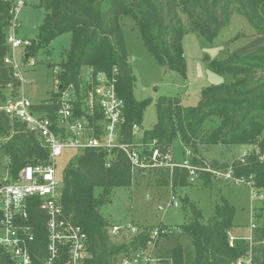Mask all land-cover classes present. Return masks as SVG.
<instances>
[{
    "label": "trees",
    "instance_id": "1",
    "mask_svg": "<svg viewBox=\"0 0 264 264\" xmlns=\"http://www.w3.org/2000/svg\"><path fill=\"white\" fill-rule=\"evenodd\" d=\"M12 2L0 0V105L21 95L22 81L5 62L10 52L7 35ZM37 4L44 9L45 16L37 35L29 38L31 44L24 49L23 64L33 58L35 65L41 53L49 57L50 45L58 36L64 33L71 36L63 59L58 64L48 63L54 68L58 83L48 99L33 105L37 113L57 124L62 92L72 87L78 96L74 103L79 107V115L86 92L105 75L114 82L125 102L122 141L139 150L141 156L151 159L154 148L163 155L171 152L174 142L180 139L192 152L190 161L198 167L197 180L201 185L211 187L218 180L216 172L230 171L233 180L250 184L255 193L263 194L264 0H37ZM233 13L245 15L256 33L246 45L211 62L213 71L231 75L232 79L203 88L196 105H184L178 96H160L156 101L158 120L143 132L137 144L133 126L142 123L153 100L150 97L138 100L134 96L136 77L123 19H132L158 64L186 78L183 45L186 32H197L214 41ZM84 70L88 72L87 78H83ZM208 120L216 125L205 127ZM237 144L251 145L252 149L230 160L208 159L201 150L202 146ZM48 157L49 148L38 134L26 122L0 109V179L7 171L15 176L26 165L46 162ZM146 174L151 185L170 186L176 193L192 184L186 167L133 168L127 154L117 147L110 150L87 147L74 154L62 169L63 217L80 226L87 235L89 255L81 264H119L122 255L146 248L150 242L158 245L169 235L176 237V244L165 258L159 257L160 264H184L187 244L193 248L189 255L191 264H237L252 252L251 264H264V242L256 257L248 237L234 234L238 228L233 222L235 207L225 198L217 203L214 216L205 221L198 204L186 195L181 201L189 219L177 226L179 232L153 237L155 227L168 225L139 226L128 241L117 243L110 232L114 224L101 212V207L111 200L115 188L134 187ZM255 211L254 217L264 218V206ZM27 223L33 226L35 234L32 264H48L46 215L38 204L30 208ZM262 233L264 241V224ZM231 236L235 238L232 245ZM69 257L67 246L62 247L50 264H66ZM0 264H13L2 246Z\"/></svg>",
    "mask_w": 264,
    "mask_h": 264
},
{
    "label": "rangeland",
    "instance_id": "2",
    "mask_svg": "<svg viewBox=\"0 0 264 264\" xmlns=\"http://www.w3.org/2000/svg\"><path fill=\"white\" fill-rule=\"evenodd\" d=\"M45 16V11L38 6L37 0H27L18 16V35L33 38L37 35L38 26ZM123 31L127 48L131 54L132 69L136 77L134 96L138 100L152 98V103L147 107L142 123L135 131V142L140 143L143 132L150 129L157 122L156 101L162 95L178 96L184 105H196L203 88L209 85L221 84L230 81L231 75L219 74L211 68L213 60L225 58L229 53L249 43L256 33L255 28L248 18L240 13H233L228 24L218 33L214 41H209L201 34L187 31L184 39L186 57V78L177 72L158 64L148 49L145 47L140 32L129 17L123 19ZM71 36L64 33L58 36L50 45V56L41 53L35 65L25 63L22 72L21 94H24L32 103L37 104L49 98L52 90L56 89L54 68L48 63H59L65 50L70 46ZM22 48L18 49V52ZM88 77V72L83 71V78ZM215 121H206L205 127L213 128ZM252 149L251 145L237 144L233 146H202L201 150L208 159L230 160L235 156H243ZM78 153L76 149H65L58 157V166L61 171L71 157ZM175 161H182L187 157V149L180 139H177L171 150ZM147 177V178H146ZM211 187L201 185L198 180L192 184L179 188L176 193L170 186L151 185L146 174L141 183L134 187H117L114 189L111 200L101 207V212L112 224H129L139 226H153L164 224L176 227L189 219L187 209L181 198L186 195L198 204L205 221L214 216L216 205L222 198L229 200L235 207L233 222L237 225L240 237H251L252 248L257 257L263 244L262 226L264 218L254 217L255 209L264 206V198L255 193L250 184L225 179L217 175ZM99 191V189L97 190ZM176 194L178 205H170L172 194ZM264 194V192H262ZM160 206L162 209H160ZM252 222L256 223L251 228ZM130 233H120L112 238L117 243L128 241ZM176 244V237L169 235L163 237L154 248L156 257H166V252ZM193 248L185 246L186 260L184 264H191L189 255ZM88 252V251H87ZM89 253H87L86 258ZM253 256V252L251 254Z\"/></svg>",
    "mask_w": 264,
    "mask_h": 264
},
{
    "label": "built area",
    "instance_id": "3",
    "mask_svg": "<svg viewBox=\"0 0 264 264\" xmlns=\"http://www.w3.org/2000/svg\"><path fill=\"white\" fill-rule=\"evenodd\" d=\"M27 0H13L12 19L7 35L10 48L5 62L12 66L16 75L23 79V54L31 40L18 35V16ZM22 51L18 52V49ZM35 60L29 59L28 65H34ZM58 81H56V84ZM77 94L72 87L62 92L60 106L57 110V124L46 115L37 113L33 109L34 103L24 94L9 99L0 109L5 110L11 117L26 122L33 132L37 133L42 142L49 148V157L46 162L35 165H26L15 176L7 171L0 179V246L9 254L13 264H32V244L35 241L33 226L27 223L30 217V208L38 204L46 215V229L48 234V259L50 264L57 258L59 250L66 247L70 257L66 264H81L87 256V235L80 226L74 225L63 217L62 177L58 166V157L65 149L79 151L87 147L104 149L120 148L129 157L133 168H145L151 165L181 166L189 170L190 182L198 179V167L192 165V152L187 149V157L182 161H175L171 152L164 155L154 148L152 158L141 156L139 150L130 147L122 141V125L124 122V99L118 93L114 82L105 75L99 77V83L92 86L81 102V113L76 107ZM56 125V127H55ZM57 128V131H56ZM138 125L133 126L135 132ZM139 144V143H137ZM225 179H232L231 172H216ZM237 181V180H236ZM238 182V181H237ZM264 198L263 194H260ZM170 205H178L176 195L172 194ZM160 209L162 207L160 206ZM252 222L251 228H255ZM137 225L114 224L110 232L135 233ZM179 227L162 226L153 229V237L179 232ZM231 236V245L234 242ZM250 241L251 237L248 238ZM156 244L150 242L146 248H141L124 254L119 264H160L159 257L154 255ZM252 253L247 258H241L237 264H251ZM173 264V263H172Z\"/></svg>",
    "mask_w": 264,
    "mask_h": 264
},
{
    "label": "water",
    "instance_id": "4",
    "mask_svg": "<svg viewBox=\"0 0 264 264\" xmlns=\"http://www.w3.org/2000/svg\"><path fill=\"white\" fill-rule=\"evenodd\" d=\"M60 88H61V86H60Z\"/></svg>",
    "mask_w": 264,
    "mask_h": 264
},
{
    "label": "crops",
    "instance_id": "5",
    "mask_svg": "<svg viewBox=\"0 0 264 264\" xmlns=\"http://www.w3.org/2000/svg\"><path fill=\"white\" fill-rule=\"evenodd\" d=\"M126 39V38H125Z\"/></svg>",
    "mask_w": 264,
    "mask_h": 264
}]
</instances>
